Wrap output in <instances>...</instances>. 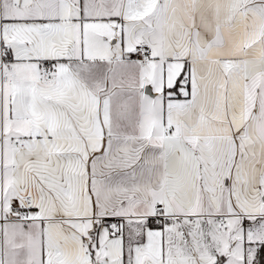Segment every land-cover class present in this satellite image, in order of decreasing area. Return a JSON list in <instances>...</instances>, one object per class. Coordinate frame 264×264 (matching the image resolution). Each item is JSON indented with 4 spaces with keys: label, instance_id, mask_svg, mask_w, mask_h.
Instances as JSON below:
<instances>
[{
    "label": "snow or ice",
    "instance_id": "1",
    "mask_svg": "<svg viewBox=\"0 0 264 264\" xmlns=\"http://www.w3.org/2000/svg\"><path fill=\"white\" fill-rule=\"evenodd\" d=\"M0 264H264V0H0Z\"/></svg>",
    "mask_w": 264,
    "mask_h": 264
}]
</instances>
